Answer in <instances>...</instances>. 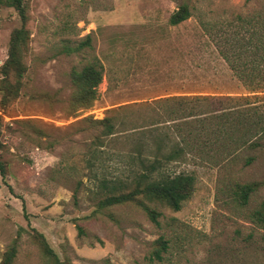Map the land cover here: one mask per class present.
<instances>
[{"label":"rangeland","instance_id":"rangeland-1","mask_svg":"<svg viewBox=\"0 0 264 264\" xmlns=\"http://www.w3.org/2000/svg\"><path fill=\"white\" fill-rule=\"evenodd\" d=\"M24 3L23 87L6 107L0 90V264L13 246L11 264H53L35 232L65 264H264V221L255 217L264 204V138L224 158L218 157L223 142L211 141L208 155L192 153L161 166L172 175H193L196 183L180 211L145 202L160 213L156 225L136 203L100 205L95 175L122 177L127 166L110 157L127 147L100 138L93 124L120 107L172 96H246L202 23L225 33L235 30L238 15L263 21L264 0ZM183 4L192 17L170 26ZM21 25L17 11L1 4L0 88L11 36ZM88 37L89 46L65 51ZM95 57L105 69L99 97L71 116V72Z\"/></svg>","mask_w":264,"mask_h":264},{"label":"trees","instance_id":"trees-1","mask_svg":"<svg viewBox=\"0 0 264 264\" xmlns=\"http://www.w3.org/2000/svg\"><path fill=\"white\" fill-rule=\"evenodd\" d=\"M24 1L0 0V5L7 3L17 11L22 23L11 36L8 58L2 66L4 78L0 90L3 91V107L18 98L27 72L22 54V46L28 38V14ZM191 17V8L180 5L171 14L169 25L180 26ZM237 21L235 30L225 33L205 22L202 29L213 38L219 55L247 92L246 96H172L139 108L137 105L120 107L103 120L93 122L101 130L100 138H113L114 143H124L127 147L125 153L118 154V151L110 157L118 160L120 166H127L122 177L100 178L95 175L103 193L102 207L136 203L158 225L160 213L145 202H162L173 211H180L192 197L196 183L193 175H172L162 172L161 166H168L192 153L208 155L207 152L213 150L209 145L211 141L223 142L218 157H225L256 137L264 138V19L255 22L238 15ZM89 45L90 37L79 47L65 51H78ZM104 72V65L97 57L81 69L72 70L74 92L68 104L71 116L92 108L99 97ZM2 147L0 121V150ZM0 170L4 171L1 163ZM242 190L248 194L251 188L246 186ZM255 217L259 222L264 221V204L255 212ZM35 235L43 253L53 264H65L42 234L35 232ZM163 246H166L164 241ZM16 254L17 248L13 246L6 252L4 264H11ZM156 258L162 259L160 253Z\"/></svg>","mask_w":264,"mask_h":264}]
</instances>
